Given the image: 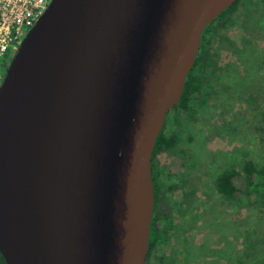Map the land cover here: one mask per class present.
Wrapping results in <instances>:
<instances>
[{"label": "water", "instance_id": "water-1", "mask_svg": "<svg viewBox=\"0 0 264 264\" xmlns=\"http://www.w3.org/2000/svg\"><path fill=\"white\" fill-rule=\"evenodd\" d=\"M237 0H49L0 84L7 264H146L152 155Z\"/></svg>", "mask_w": 264, "mask_h": 264}, {"label": "rangeland", "instance_id": "rangeland-1", "mask_svg": "<svg viewBox=\"0 0 264 264\" xmlns=\"http://www.w3.org/2000/svg\"><path fill=\"white\" fill-rule=\"evenodd\" d=\"M237 1L212 21L199 48L192 111L166 116L165 133L179 139L155 162L171 186L174 227L146 264H264L263 201L215 188L218 174L245 159L264 167V0Z\"/></svg>", "mask_w": 264, "mask_h": 264}, {"label": "trees", "instance_id": "trees-1", "mask_svg": "<svg viewBox=\"0 0 264 264\" xmlns=\"http://www.w3.org/2000/svg\"><path fill=\"white\" fill-rule=\"evenodd\" d=\"M237 2L238 1L232 4L231 7L236 5ZM226 10L227 9L221 12L218 17H220ZM212 25L213 22L205 27L202 33L201 45L206 43ZM198 60L199 58H196L194 65L186 76V81L179 102L171 109H186L192 111L189 103H191L192 98H194L201 89V82L195 71ZM165 130L166 127L164 124L156 138L155 148L152 155L151 169L154 182V212L150 228L147 259L151 247L158 244L159 238H165L168 232L174 227V224H172L173 204L165 194L166 191L171 190V186H166L164 181L159 178L156 169L155 155L159 149H162L163 146H171L177 139H179V137L176 134H166ZM215 188L218 193L228 198H235L239 194H245L248 196L255 195L258 199L263 201L264 205V167H257L252 160L245 159L240 168L231 167L218 174L215 179ZM0 264H7L1 248Z\"/></svg>", "mask_w": 264, "mask_h": 264}, {"label": "built area", "instance_id": "built-area-1", "mask_svg": "<svg viewBox=\"0 0 264 264\" xmlns=\"http://www.w3.org/2000/svg\"><path fill=\"white\" fill-rule=\"evenodd\" d=\"M48 3L49 0H0V84L4 61L14 56Z\"/></svg>", "mask_w": 264, "mask_h": 264}, {"label": "flooded vegetation", "instance_id": "flooded-vegetation-1", "mask_svg": "<svg viewBox=\"0 0 264 264\" xmlns=\"http://www.w3.org/2000/svg\"><path fill=\"white\" fill-rule=\"evenodd\" d=\"M200 47H201V44H200ZM200 47H199V48H200ZM198 51H199V50H198ZM196 58H198V53H197ZM11 59H12V57H8V58L4 61L3 75L5 74V71H6L7 67H8V65H9V63H10V61H11ZM168 113H169V112H168Z\"/></svg>", "mask_w": 264, "mask_h": 264}]
</instances>
